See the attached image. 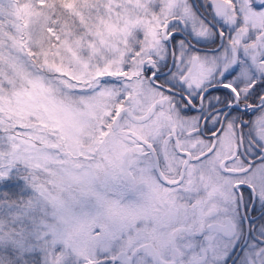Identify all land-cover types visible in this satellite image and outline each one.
Returning a JSON list of instances; mask_svg holds the SVG:
<instances>
[{
  "label": "snow or ice",
  "instance_id": "obj_1",
  "mask_svg": "<svg viewBox=\"0 0 264 264\" xmlns=\"http://www.w3.org/2000/svg\"><path fill=\"white\" fill-rule=\"evenodd\" d=\"M0 264H264V0H0Z\"/></svg>",
  "mask_w": 264,
  "mask_h": 264
}]
</instances>
